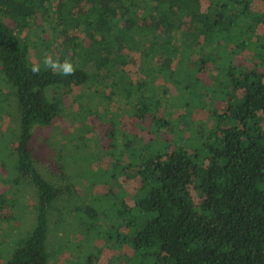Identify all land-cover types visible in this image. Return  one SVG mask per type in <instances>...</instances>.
<instances>
[{"label":"trees","instance_id":"1","mask_svg":"<svg viewBox=\"0 0 264 264\" xmlns=\"http://www.w3.org/2000/svg\"><path fill=\"white\" fill-rule=\"evenodd\" d=\"M45 53L75 73L32 74ZM0 100V264H52L49 225L64 241L78 219L102 245L75 264H264V0H0ZM59 121L56 158L108 147L92 185L112 208L35 161Z\"/></svg>","mask_w":264,"mask_h":264},{"label":"rangeland","instance_id":"2","mask_svg":"<svg viewBox=\"0 0 264 264\" xmlns=\"http://www.w3.org/2000/svg\"><path fill=\"white\" fill-rule=\"evenodd\" d=\"M187 28V26H186ZM70 35H74L76 32L71 31L69 32ZM33 56H37L36 53L33 54ZM2 100V98H1ZM0 100V101H1ZM10 107H8V110H11L12 114H13V120L11 125L13 127L16 128L15 132H17V134L20 131V127H19V115H20V111H19V107L17 110L16 107V103L14 102H10ZM5 105L8 106L7 103H5ZM222 105H218L217 109H220ZM16 107V108H15ZM205 108L202 109V111H199V116L200 117H196V118H201L203 119V121H207V117L208 112L207 110H204ZM19 112V113H18ZM105 124L103 125L104 130H109V125H107L106 121L104 122ZM62 124L61 121H59L55 127H51V128H47L44 130H39V132L35 134V137L32 139L31 143H30V147L31 150L34 153L35 156V161L38 162L39 167H42V171L44 172L45 175L47 174H54L56 173L63 182V185H65V183L67 181L74 183L75 185H89V187L84 188L85 192H82L81 190L78 189V191L80 192V195H82L83 199H86L87 201H89V203H93L94 200H98V198H102V195L105 194V190L102 187V185L97 184V186H93L92 183L94 184V182L96 180H98L100 178V182L102 183L104 181V179L106 178L105 174L103 173V170L98 171V168H105L107 162H99V155H100V151L101 153L104 151H108V147L106 146H100V143L97 142L95 143L93 141L92 143V148H94L91 152L87 151V152H81V153H77L75 152L74 154L70 153V156L67 157V159L65 158V154H60L59 156H57V158L55 157L56 155V148L58 147L57 144H59L61 141L60 140H56L55 137H49L52 133L54 132H58L57 130H55L57 127H59V125ZM64 124H62V126H60L61 132L70 135L73 131L72 130H68L66 128H64L63 126ZM107 125V126H106ZM212 125V123H211ZM37 128V127H36ZM35 128V130H36ZM35 130L33 133H35ZM13 133H11L12 135ZM59 135V134H58ZM45 137H49L46 138ZM63 144H65V142H67V140L63 139ZM94 145V146H93ZM100 150V151H99ZM62 151V150H61ZM60 151V152H61ZM62 161V162H61ZM59 162L62 163L64 170L70 174L69 175V179H67L66 181V174L64 171H62L61 169H59ZM66 181V182H65ZM92 185V186H91ZM2 188V186L0 185V189ZM115 189H117V185H114V191H116ZM90 191L89 195L90 196H85L84 194H86V191ZM95 191H98V196H95L94 193ZM3 194L6 193V187L3 186L2 189ZM94 195V196H91ZM18 196H20V194L18 193ZM73 197V196H72ZM25 199V204L27 205L28 208H32L35 209L37 207L35 204L36 201V196L34 198V196H26L24 197ZM75 199V198H74ZM102 203H100V200H98V202L94 205H96L98 207V209L105 211L107 208L109 209V207L111 206V208L114 206V201L113 200H109V199H103L101 200ZM77 203V202H76ZM75 203V205H76ZM74 205V206H75ZM2 207L4 209H6V204H3ZM73 205L70 206V208H68L66 210V217L72 219V212L71 210H73ZM16 211H14L15 215H19L23 212V209L21 206H18L15 208ZM28 210V209H27ZM83 211V206L77 204V206L74 208V213L76 216H79L82 214ZM9 221L11 222V225L14 227H17L19 225V221L15 218L14 214H12L10 209H6ZM5 213V211H4ZM32 211L29 210V214H31ZM34 214V213H33ZM62 215L65 218V214L62 213ZM32 222V218L30 217V215H26L24 217V223L25 225H28ZM89 223V222H88ZM83 224V220H73L71 222H69L66 226V229L69 231V236L66 235L64 241H60L59 240V236L62 235L63 231L62 230H56L54 227H51V225H49V230L51 232L48 231V236H47V245H48V251L49 253L52 251V248L55 247H60L61 245H63V252L59 255L58 259H53V263L52 264H69L67 263V260L69 259V261L71 260V262H73V264L76 263V257H78L80 260H83V262L87 259V257L91 254L94 253V249L95 246L98 245H102V241L99 238H96L94 240L95 237L98 236V233L93 229L91 230V232H87V231H82V229L80 228ZM94 222H90L89 225H93ZM61 228V227H60ZM108 229H103V231H101L99 233V235H101L102 233H105ZM63 237V236H61ZM64 238V237H63ZM84 238L86 239V241H84ZM75 239V240H73ZM76 242V248L75 250L73 249V246H69V243L71 242ZM94 241V242H93ZM69 242V243H68ZM83 242H85L83 244ZM50 246V249H49ZM101 249V246L99 247ZM103 249V248H102ZM73 255V256H72ZM107 260L106 256H104L102 258V262H105ZM2 262H6L5 260ZM75 262V263H74Z\"/></svg>","mask_w":264,"mask_h":264},{"label":"clouds","instance_id":"3","mask_svg":"<svg viewBox=\"0 0 264 264\" xmlns=\"http://www.w3.org/2000/svg\"><path fill=\"white\" fill-rule=\"evenodd\" d=\"M41 65H43V68L65 77L73 75L76 71L73 63L67 57L61 61L59 58H54L48 53L43 55L42 62L32 63L30 68L31 73L34 75H39L41 72Z\"/></svg>","mask_w":264,"mask_h":264}]
</instances>
